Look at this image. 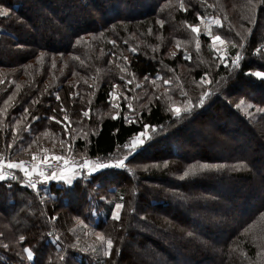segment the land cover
<instances>
[{
  "label": "trees",
  "instance_id": "1",
  "mask_svg": "<svg viewBox=\"0 0 264 264\" xmlns=\"http://www.w3.org/2000/svg\"><path fill=\"white\" fill-rule=\"evenodd\" d=\"M148 1L0 0V155L26 159L69 140L89 159L105 160L151 131L146 150L124 169L86 184H52L39 194L17 179L0 182V264H264V79L252 75L264 72V0ZM35 17L65 28L64 42L38 32ZM209 25L224 41L223 55ZM157 76L162 91L151 90L140 108L110 95ZM91 84L94 95L83 98ZM86 104L101 107L99 114L113 109L99 118L93 112V121L78 109ZM204 120L210 138L196 140L189 125ZM223 179L231 186L224 193ZM244 184L249 190L238 192ZM74 213L87 228L77 252L65 232ZM53 250L60 253L50 259Z\"/></svg>",
  "mask_w": 264,
  "mask_h": 264
},
{
  "label": "rangeland",
  "instance_id": "2",
  "mask_svg": "<svg viewBox=\"0 0 264 264\" xmlns=\"http://www.w3.org/2000/svg\"><path fill=\"white\" fill-rule=\"evenodd\" d=\"M146 1L149 2L148 0H146ZM43 6L44 5H42V8H43ZM38 10H40V12H43L40 8ZM35 18H36L35 19V23H37V24L39 23L38 32L40 30H42V29H45L46 31L48 30V32H49L48 33V37L55 39L56 42L59 41V43H61L62 41L64 42V40L66 39L65 35L67 34L66 33L67 31H66L65 28H62L60 31H57V29L55 28L57 24H55L53 21L50 20V23H47V22L43 21V19H41L40 17H35ZM51 18L53 20H55L57 17H56V15H53ZM214 46H215L216 50L223 55L222 51H223L224 43L216 42V44ZM115 68H116V63H113V69H115ZM163 79L164 78H161V77L157 76L156 79L149 80V81H147V80L137 81L135 79L132 82L127 81L125 84L122 83L121 85L115 86V94L116 95H115V97H112V99H113L114 102H116V101H120L123 97H126V98H128V100H129L128 103L130 105H132L133 102L135 101L136 102V106H137V104H139V108H140L141 107V105H140L141 98L149 96V92L151 90L158 91V92L162 91V90H160L158 88H161V86L163 84ZM69 83H71V82H69ZM147 83H148V85H147ZM81 87L82 86L77 83V93H79ZM89 87H90V89H86L87 90V95L85 97H83V98L92 97L94 95V93H95L96 88H97V84H96V86L94 84H91ZM115 107L118 108V105H116ZM91 108H92V106H90V104L81 105V106L78 107V109H81L80 113L87 109V112L89 113L88 117H90V119H92L91 115H93V112L96 114V118H99V116H103V115H107V114L111 113L112 109H113V107H111V108L110 107H106V108H104L102 110V114H99L100 113L99 111H100L101 107H95L94 111H90ZM240 108L243 111H245V112H248V110H249L248 106L246 108L245 107H240ZM76 116H77V114H76ZM220 116H221V114L219 113L218 114V119L214 118L215 123H217V125L223 122V119ZM207 122L208 121H205V120L204 121H199V122L197 121L195 124L189 125V127L192 130L195 131V132L191 131V134L194 133V134H192L194 139H196V140H209L210 136H209V133H208V128L206 129V127L209 126L210 124L207 123ZM89 123H87V127L92 129L91 125H93V124L90 125ZM201 126L203 127L202 130L199 129V128H201ZM146 132H147V138L145 139V144L143 145V148L147 147V145H148V143L150 141L149 139L151 137L150 129H147ZM209 132H210V130H209ZM87 138L88 137H85L84 140H86ZM212 143H215V142L212 141ZM259 149L263 150L260 153L261 154L260 157H262L263 160H264V148L259 147ZM219 152L222 154V153H225V152H228V151H227V148H220ZM139 153H142V151H138L135 154V156L138 155ZM34 154L37 155L38 157L44 156L45 154H47L48 156H53V155L64 156L65 158L68 159L69 164L72 165L73 167L78 166L85 159L91 160V159H89L87 157V154H86V152L84 150H82L80 148H77L75 142H72L70 144L69 140H64V145L60 146L57 150L46 149V150H43V151H40V152H37V153H34ZM125 154H127V149H124L122 155H120V154L119 155H115V156H112V157H110L108 159H105V160L122 158ZM32 156L30 158L20 159V160H24L26 162H31ZM14 160H17V159H14ZM100 160H102V159H100ZM50 163H53V162L50 161ZM125 163H126V161H125ZM56 164H58V163H56ZM60 164H62V163H60ZM60 164H59V167L62 168L63 164L62 165H60ZM115 170H119V169L112 168V169L100 170V171H97L96 173H94L92 175H89L87 173V171L85 170L80 175L74 176L73 177V183L70 184V185L65 183V182H63V181H59V182L58 181H50L48 183H39L38 182L37 189H31L30 187L27 186L26 178L23 177L22 173H15V175L17 176V180L19 181V183H20V185L22 187L28 188V189L34 191L35 193L38 192L40 194L42 191L43 192H48L49 191L48 187L50 185H52V184L56 185V184L59 183V184H62L63 186H72L76 182L78 183V181L86 184V182H85L86 179H90L93 176L99 177V176H101L103 174H108L111 171H115ZM33 179H36V178L33 177ZM224 180L225 179L221 180L220 183H219V189L221 191H223V193H224V191L227 192L228 190L226 188L230 186L227 183L223 184L222 181H224ZM98 182L102 184V182H100V181H98ZM104 186L105 187H113L112 184H105ZM132 186H134V185L132 184ZM114 187L118 188L117 186H114ZM237 190H238V192L245 193L246 191L249 190V187L244 184L243 186L241 185L240 189H237ZM89 193L91 194L89 197H94L93 196L94 195L93 191L91 193V190H90ZM226 194L230 195L231 192H228ZM94 199L96 200L95 197H94ZM97 199H99V198H97ZM111 200H112V198H111ZM92 203L96 207L97 203L95 201H92ZM229 206L230 205H226L225 208L226 207L229 208ZM237 216H238V214H236L233 217V220H232L233 226L236 225L238 223V221H239L238 219H236ZM212 219L213 218H211V220ZM211 220H209V221H211ZM229 225H231V224H229ZM229 225L228 226H224V227L221 228V230H220L221 232L220 233L222 234V236H223V233H227ZM74 227H76V228L74 229ZM86 229L87 228H86L85 222H82L81 219L75 215V213L72 214V221H71V223L69 224V226L65 230V232H66V240L71 242L69 244V248L72 249V252H77V241H79V237L82 234L85 233ZM65 232H63V233H65ZM216 236L219 238V232L216 234ZM18 240H19V238H18ZM58 253H60V251L59 252H55L53 250V251L49 252L50 259H52ZM84 253H89V252H84ZM214 257L215 256L213 255V258ZM27 258H28V256H27ZM216 258L217 257H215V259ZM25 262L29 263V260L27 259V261H25Z\"/></svg>",
  "mask_w": 264,
  "mask_h": 264
},
{
  "label": "snow or ice",
  "instance_id": "3",
  "mask_svg": "<svg viewBox=\"0 0 264 264\" xmlns=\"http://www.w3.org/2000/svg\"><path fill=\"white\" fill-rule=\"evenodd\" d=\"M0 15H6V12L0 11ZM204 17H200V20L203 22ZM162 23V22H161ZM216 25H221V21L219 19L215 20ZM222 26V25H221ZM191 28V31L193 33L199 34L200 29L198 26H192L189 25ZM207 35L213 45L216 44V42L224 43L222 38L219 35H213L211 32V25H209V31L207 32ZM259 54V53H258ZM224 56L220 57L221 62H224ZM240 60L239 54L236 55V59L232 61L233 65H237ZM53 67H55V62H53ZM255 77L264 79V72L262 71H256L252 73ZM167 83V81H165ZM111 96L115 97V93H111ZM207 93H205V96ZM57 99H59V96H57ZM200 105H203L204 103V97H201L199 101ZM243 103V102H241ZM131 107V106H129ZM193 107L191 101H189V107L186 109V111L190 112L191 108ZM239 107V105H237ZM251 107V105H249ZM173 114L177 117L181 115V108L180 107H173L171 109ZM82 115L87 117L89 113L87 111H83ZM51 119H55V117H52ZM59 123V121H57ZM151 127L150 125H144L143 128L147 129ZM147 138V132L145 130L139 131L136 135H134L131 140L124 144L122 147L124 149H127V154H125L122 158H116V159H109V160H83L81 164L78 166L73 167L69 164V161L64 156L60 155H53L48 156L45 154L44 156L38 157L37 155L32 156L31 162H26L24 160H14L11 158L5 159L2 155H0V182H3L5 180H16L17 176L14 173V170L19 171L23 174V177L26 178L27 186L31 189H37V184L39 183H48L50 181H63L67 184L73 183V177L80 175L85 170L89 175H92L100 170L105 169H124L125 168V161L129 160V157L135 156V154L138 151H144L146 149L143 148V145L145 144V139ZM149 147H151V144H149ZM50 161L58 162L57 167H53L52 163ZM59 163L63 164V167H59ZM208 165L205 164L202 166V168H207ZM189 172H191L192 175L196 174L195 168L190 169L188 172L184 173V176H188ZM35 177L36 179H33ZM183 178V177H182ZM123 205L117 203L114 207V213L113 218L116 220L120 219V210L122 209ZM101 240H104V237H100ZM113 246L112 240H107V247L108 249H111ZM28 257L31 258L33 256V253L30 249L27 250ZM63 259V258H62Z\"/></svg>",
  "mask_w": 264,
  "mask_h": 264
},
{
  "label": "built area",
  "instance_id": "4",
  "mask_svg": "<svg viewBox=\"0 0 264 264\" xmlns=\"http://www.w3.org/2000/svg\"><path fill=\"white\" fill-rule=\"evenodd\" d=\"M53 163H52V165L54 166V167H56L57 166V164L56 163H58V162H54V161H52ZM60 164V163H59ZM60 165H62V164H60ZM63 167V166H62ZM15 173H20L19 171H16V170H14V173L13 174H15ZM6 181V180H5Z\"/></svg>",
  "mask_w": 264,
  "mask_h": 264
}]
</instances>
